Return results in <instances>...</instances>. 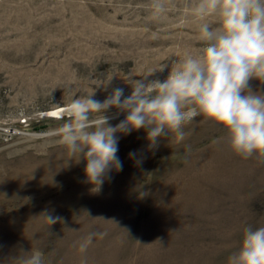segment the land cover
<instances>
[{
	"label": "rangeland",
	"instance_id": "obj_1",
	"mask_svg": "<svg viewBox=\"0 0 264 264\" xmlns=\"http://www.w3.org/2000/svg\"><path fill=\"white\" fill-rule=\"evenodd\" d=\"M197 2L164 0L155 16L152 0H0V264H23L31 249L45 264H227L244 229L264 227V155H236L202 116L183 141L170 134L152 149L144 129L118 134L123 170L98 193L55 135L66 115L52 112L73 98L130 95L129 78L163 80L199 54Z\"/></svg>",
	"mask_w": 264,
	"mask_h": 264
},
{
	"label": "clouds",
	"instance_id": "obj_2",
	"mask_svg": "<svg viewBox=\"0 0 264 264\" xmlns=\"http://www.w3.org/2000/svg\"><path fill=\"white\" fill-rule=\"evenodd\" d=\"M151 8L155 16L166 11L164 0H152ZM191 12L200 21L198 34L205 45L199 54L174 61L163 80L129 78L130 95L115 87L103 101L91 93L73 98L66 106L65 120L55 135L61 145L78 154L76 162L86 161L85 182L92 192L102 190L111 172L123 170L117 155L118 134L144 129L152 149L170 134L183 141L190 134L185 126L198 116L222 128L236 155L243 159L264 155V93L253 92L249 85L253 79L264 83V0H198ZM166 68L163 65L159 71ZM112 109L116 112L108 115ZM121 113L125 118L113 126L110 120ZM129 158L134 159L135 153ZM43 215L49 225L61 220ZM96 235L89 233L80 243L81 253ZM30 253L23 264H45L42 251ZM227 264H264V227L245 228L239 249Z\"/></svg>",
	"mask_w": 264,
	"mask_h": 264
},
{
	"label": "bare ground",
	"instance_id": "obj_3",
	"mask_svg": "<svg viewBox=\"0 0 264 264\" xmlns=\"http://www.w3.org/2000/svg\"><path fill=\"white\" fill-rule=\"evenodd\" d=\"M55 116H61V115H66L65 109H58L56 111L52 112ZM53 116V115H52Z\"/></svg>",
	"mask_w": 264,
	"mask_h": 264
}]
</instances>
